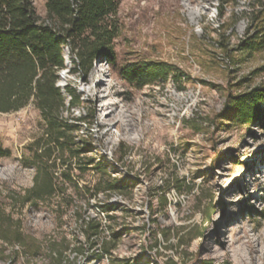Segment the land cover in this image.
<instances>
[{"label": "rangeland", "instance_id": "1", "mask_svg": "<svg viewBox=\"0 0 264 264\" xmlns=\"http://www.w3.org/2000/svg\"><path fill=\"white\" fill-rule=\"evenodd\" d=\"M252 1L119 0L114 64L98 60L83 76L72 72L64 50L67 69L60 72L58 87L71 84L83 105L73 115L93 114L95 121L81 123L79 134L91 137L92 154L111 165L113 177L128 171L133 176L122 194L91 199L92 215L106 200L125 207L124 213L115 212L116 227L124 230L114 255H141L142 264L180 257L184 264H247L248 246L227 242L246 235L264 251V117L239 124L229 111L234 97L264 87V50L238 48L246 38L245 13ZM34 7L44 20V1L35 0ZM145 61L170 65L174 78L141 89L121 80L122 66ZM39 134L32 105L0 113V144L9 151L0 159V219L11 212L10 228L43 246L38 256L26 258L14 240L0 242V264H50L46 245L63 236L69 245L62 264H86L77 256L76 249L87 245L81 235L74 237L77 223L71 212L57 219L16 198L32 185L33 169L20 161L23 147ZM120 144L127 147L130 162L124 167L116 163ZM92 179L91 174L84 178L86 183ZM174 179L176 188L168 186Z\"/></svg>", "mask_w": 264, "mask_h": 264}, {"label": "trees", "instance_id": "2", "mask_svg": "<svg viewBox=\"0 0 264 264\" xmlns=\"http://www.w3.org/2000/svg\"><path fill=\"white\" fill-rule=\"evenodd\" d=\"M35 0H0V113L20 111L32 105L39 116L40 134L24 147L23 167L34 171L32 185L18 193L20 204L39 210L46 209L57 219L68 212L75 216L74 237L81 235L84 245L76 249L77 256L89 262L105 264H142L143 257L114 255L124 229H117L115 212L125 207L110 200L92 215L91 199L104 194L123 193L133 176L113 177L111 165L92 154L91 137L79 134L81 123L95 121L77 118L74 109L83 108L81 96L68 84L58 87L59 74L66 70L63 56L66 50L73 66L72 72L86 76L98 60L115 63L114 41L119 36L117 19L119 0H42L46 18L37 15ZM246 38L238 48L242 52L264 50V0H253L247 13ZM173 68L162 62L145 61L126 64L119 69L121 80L141 89L173 79ZM66 94L67 97L64 96ZM232 121L249 125L264 117V87H254L234 97L229 105ZM121 145V144H120ZM116 163L124 167L127 147L120 146ZM9 151L0 144V159ZM129 165V164H128ZM92 175V183L84 178ZM178 179L170 182L176 188ZM163 206L167 203L164 192ZM0 219V242L14 240L26 258L38 256L43 246L35 239L23 237L19 228L11 229L7 222L11 212ZM103 216V219L100 217ZM146 229V226L144 227ZM165 236V233H163ZM69 242L51 238L46 245L50 264H62L63 251ZM14 253V252H13ZM15 263V261H13ZM164 264H184L167 259ZM198 264H211L200 261ZM227 264V263H225Z\"/></svg>", "mask_w": 264, "mask_h": 264}, {"label": "bare ground", "instance_id": "3", "mask_svg": "<svg viewBox=\"0 0 264 264\" xmlns=\"http://www.w3.org/2000/svg\"><path fill=\"white\" fill-rule=\"evenodd\" d=\"M66 72V70H62L61 71V73H65ZM118 104L117 103H113L112 104V107H116ZM103 107L105 108V109H107V105H103ZM105 112H106V110H105ZM112 112H113V110H111L110 112H107V116H109V117H112L111 116V114H112ZM262 238V244H263V247H264V237L262 236L261 237ZM239 241H243L247 246H248V248H249V258H248V260L246 261L247 262V264H264V251L263 252H261V251H258L256 248H255V246H254V244H253V241H252V239L250 238V237H248L247 235L246 236H242V238L240 237V238H236V239H234V238H229L228 240H227V242L229 243V245H233L234 243H236V242H239ZM243 242H241V243H243Z\"/></svg>", "mask_w": 264, "mask_h": 264}]
</instances>
